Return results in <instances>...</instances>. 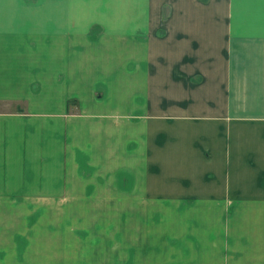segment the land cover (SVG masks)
I'll return each instance as SVG.
<instances>
[{
    "label": "crops",
    "instance_id": "crops-1",
    "mask_svg": "<svg viewBox=\"0 0 264 264\" xmlns=\"http://www.w3.org/2000/svg\"><path fill=\"white\" fill-rule=\"evenodd\" d=\"M0 110V264H264V0H0Z\"/></svg>",
    "mask_w": 264,
    "mask_h": 264
},
{
    "label": "rangeland",
    "instance_id": "rangeland-1",
    "mask_svg": "<svg viewBox=\"0 0 264 264\" xmlns=\"http://www.w3.org/2000/svg\"><path fill=\"white\" fill-rule=\"evenodd\" d=\"M60 251L59 255L57 254L54 259H59L63 260L64 257V252L67 251V248H56V252ZM75 249V257L76 260H88V261H94V262H99L103 260H115L116 259V254H115V248H109L110 250L107 251V248H70ZM41 252V256H43V259L45 261L51 259V254L52 251H55L54 248H39ZM55 254V253H54Z\"/></svg>",
    "mask_w": 264,
    "mask_h": 264
},
{
    "label": "built area",
    "instance_id": "built-area-1",
    "mask_svg": "<svg viewBox=\"0 0 264 264\" xmlns=\"http://www.w3.org/2000/svg\"><path fill=\"white\" fill-rule=\"evenodd\" d=\"M0 113H1V110H0Z\"/></svg>",
    "mask_w": 264,
    "mask_h": 264
}]
</instances>
